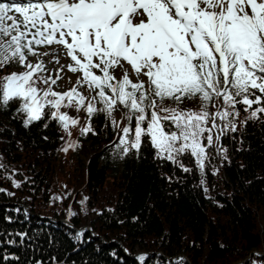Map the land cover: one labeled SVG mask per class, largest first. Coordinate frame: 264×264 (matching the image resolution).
<instances>
[{"label": "snow or ice", "instance_id": "obj_1", "mask_svg": "<svg viewBox=\"0 0 264 264\" xmlns=\"http://www.w3.org/2000/svg\"><path fill=\"white\" fill-rule=\"evenodd\" d=\"M53 45L58 47L43 54L53 58L47 63H59L62 48L71 61L68 71L79 73L76 86L66 92L53 90L61 77L43 75L44 59H28ZM125 63L135 81L127 70L120 78L113 75ZM11 66L23 70L0 76V106L7 111L18 103L12 118H22L25 128L35 122L48 128L54 121L70 136V126L79 120L61 109L74 107L88 118L80 134L96 135L93 118L104 116L117 129L114 112L121 107L127 123L117 133L120 158L141 159L150 148L160 167L167 162L190 173L193 169L183 163L190 157L203 173L215 158L213 150L227 159L221 141L230 133L232 141L240 136L243 143L248 124L258 121L264 134V0H0V70ZM85 86L94 95L78 90ZM214 99L222 105L210 112ZM197 100L198 110L181 107ZM238 105L247 113L239 129ZM77 146L70 140L62 150ZM0 169L6 171L2 164ZM4 179L21 187L10 175ZM15 235L21 243L27 239L26 233ZM138 259L143 264L145 257ZM169 264L185 262L179 258Z\"/></svg>", "mask_w": 264, "mask_h": 264}, {"label": "trees", "instance_id": "obj_2", "mask_svg": "<svg viewBox=\"0 0 264 264\" xmlns=\"http://www.w3.org/2000/svg\"><path fill=\"white\" fill-rule=\"evenodd\" d=\"M22 70L11 66L0 76ZM198 103L181 107L198 110ZM213 104L210 112L222 100ZM17 107L0 106V164L6 167L0 189L13 193L0 192V240L16 241L0 243V256L9 258L0 264H53L52 258L59 264H142L139 256L143 264L179 258L185 264H264V134L258 121L248 124L243 143L240 136L232 141L231 133L222 139L227 159L213 150L215 158L201 173L189 157L183 163L193 172L184 173L167 162L160 167L150 148L141 159L120 158L117 133L127 121L119 106V128L100 116L93 118L97 134L83 136L84 110L61 109L79 120L69 136L54 121L48 128L42 122L25 128L22 118H12ZM237 107L239 129L247 113ZM70 140L78 146L63 151ZM15 233L27 239L21 243Z\"/></svg>", "mask_w": 264, "mask_h": 264}, {"label": "rangeland", "instance_id": "obj_3", "mask_svg": "<svg viewBox=\"0 0 264 264\" xmlns=\"http://www.w3.org/2000/svg\"><path fill=\"white\" fill-rule=\"evenodd\" d=\"M58 46L53 45L51 46V48H41L38 49L37 52L39 53L38 56L36 57H29L28 59L32 62H36L39 59H44L46 62V71L43 73L44 76H51L53 79L56 78V75L58 74L61 78L58 80L57 84L53 86V90L56 92H66L68 90H70L73 86H76V81L77 78L79 76L78 73H72L70 71H68L67 69V65L69 63H71L70 58H67L63 52V49H60L59 52V63H47V61L49 60H53L52 57H45L43 54L45 52H50L52 49L57 48ZM61 66H64L61 69ZM60 69V71L58 72L57 70ZM127 70L129 73L130 78L135 81L136 80V76L135 73L132 72L130 66H128L126 63L124 64V67H117L116 69L112 70L113 75H115L117 78H120L123 75V72ZM45 87V85L42 86V88ZM78 90L80 92H82L85 96L91 97L92 95H94V93L89 92L87 90V87H79ZM64 154V152H63ZM71 168L73 169V166H71Z\"/></svg>", "mask_w": 264, "mask_h": 264}, {"label": "water", "instance_id": "obj_4", "mask_svg": "<svg viewBox=\"0 0 264 264\" xmlns=\"http://www.w3.org/2000/svg\"><path fill=\"white\" fill-rule=\"evenodd\" d=\"M66 222H68V220L65 219Z\"/></svg>", "mask_w": 264, "mask_h": 264}, {"label": "bare ground", "instance_id": "obj_5", "mask_svg": "<svg viewBox=\"0 0 264 264\" xmlns=\"http://www.w3.org/2000/svg\"><path fill=\"white\" fill-rule=\"evenodd\" d=\"M50 58V57H49Z\"/></svg>", "mask_w": 264, "mask_h": 264}]
</instances>
